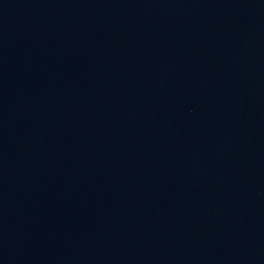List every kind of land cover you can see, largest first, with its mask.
I'll list each match as a JSON object with an SVG mask.
<instances>
[{"label": "water", "instance_id": "water-1", "mask_svg": "<svg viewBox=\"0 0 264 264\" xmlns=\"http://www.w3.org/2000/svg\"><path fill=\"white\" fill-rule=\"evenodd\" d=\"M0 264H264V0H0Z\"/></svg>", "mask_w": 264, "mask_h": 264}]
</instances>
